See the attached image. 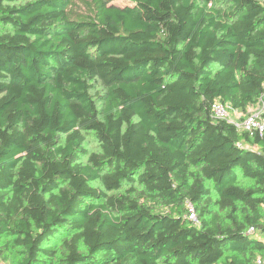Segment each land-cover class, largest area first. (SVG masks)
I'll return each mask as SVG.
<instances>
[{
    "label": "trees",
    "instance_id": "trees-1",
    "mask_svg": "<svg viewBox=\"0 0 264 264\" xmlns=\"http://www.w3.org/2000/svg\"><path fill=\"white\" fill-rule=\"evenodd\" d=\"M263 93L264 0H0V242L19 264L264 259V133L212 114Z\"/></svg>",
    "mask_w": 264,
    "mask_h": 264
},
{
    "label": "built area",
    "instance_id": "built-area-1",
    "mask_svg": "<svg viewBox=\"0 0 264 264\" xmlns=\"http://www.w3.org/2000/svg\"><path fill=\"white\" fill-rule=\"evenodd\" d=\"M212 114L215 119L226 120L234 124L239 131L249 132L250 134L264 133V93L259 102L251 105L246 111L241 112L232 109L230 105L216 100L212 106ZM188 218L194 226L199 225V220L194 207L188 206ZM251 230L250 232H252ZM255 264H264L263 258H257Z\"/></svg>",
    "mask_w": 264,
    "mask_h": 264
},
{
    "label": "rangeland",
    "instance_id": "rangeland-1",
    "mask_svg": "<svg viewBox=\"0 0 264 264\" xmlns=\"http://www.w3.org/2000/svg\"><path fill=\"white\" fill-rule=\"evenodd\" d=\"M30 0H22V2H26ZM118 4L124 5L128 2V0H116ZM96 148V144L92 141V139H89L86 149L88 150H94ZM97 186V185H95ZM147 202L146 198H140V203L144 204ZM148 205H152L151 202H148ZM156 211H171V209H168L164 207L163 205L156 204L155 205ZM22 250H12L6 248V246L3 244V242H0V264H19L22 260L23 255L21 254Z\"/></svg>",
    "mask_w": 264,
    "mask_h": 264
}]
</instances>
